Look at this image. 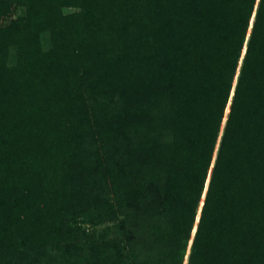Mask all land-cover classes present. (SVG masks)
Listing matches in <instances>:
<instances>
[{
  "label": "trees",
  "instance_id": "1",
  "mask_svg": "<svg viewBox=\"0 0 264 264\" xmlns=\"http://www.w3.org/2000/svg\"><path fill=\"white\" fill-rule=\"evenodd\" d=\"M0 264H264V0H0Z\"/></svg>",
  "mask_w": 264,
  "mask_h": 264
},
{
  "label": "rangeland",
  "instance_id": "2",
  "mask_svg": "<svg viewBox=\"0 0 264 264\" xmlns=\"http://www.w3.org/2000/svg\"><path fill=\"white\" fill-rule=\"evenodd\" d=\"M24 13V8L23 7H19L17 9H14L12 12L9 13L8 16L6 17H3L2 19V23L3 24H6L8 23L12 18H16L20 15H23ZM75 225V223H72V225L70 224L71 227H73ZM79 225H82V224H79ZM89 225L88 223H84L83 226H87Z\"/></svg>",
  "mask_w": 264,
  "mask_h": 264
}]
</instances>
